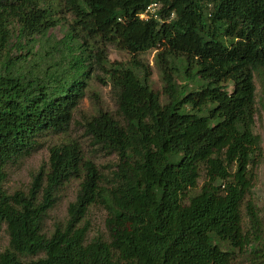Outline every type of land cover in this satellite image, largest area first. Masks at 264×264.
Returning <instances> with one entry per match:
<instances>
[{
    "label": "trees",
    "instance_id": "16d2710c",
    "mask_svg": "<svg viewBox=\"0 0 264 264\" xmlns=\"http://www.w3.org/2000/svg\"><path fill=\"white\" fill-rule=\"evenodd\" d=\"M62 10L72 16L71 35L133 57L124 66L99 55L116 117L99 111L83 121L90 156L117 162L103 174L77 141L54 145L28 192L10 195L7 166L37 152L43 136L66 133L84 97L90 56L74 59L73 72L60 77L26 75L12 61L16 43L44 38ZM159 49L165 91L173 94L163 105L134 61ZM169 58L187 81L197 80L196 91L176 90ZM255 74L264 76V0H0V231L9 237L0 264H233L247 249L264 264L254 245L252 189L263 158ZM202 170L199 193L188 196ZM71 180L81 181L67 220L46 236L47 214ZM93 205L106 211L107 241H86L81 223Z\"/></svg>",
    "mask_w": 264,
    "mask_h": 264
},
{
    "label": "rangeland",
    "instance_id": "374dc122",
    "mask_svg": "<svg viewBox=\"0 0 264 264\" xmlns=\"http://www.w3.org/2000/svg\"><path fill=\"white\" fill-rule=\"evenodd\" d=\"M155 8H151L153 12ZM72 16L62 10L59 16V22L56 27L48 31L44 38H36L35 44H27L24 39L16 43V39L12 40L14 46L11 57L16 68H22V73L42 75L49 70L55 77L66 76L73 72L74 59L80 60L85 56L90 59L83 63L84 66L90 67L88 78L86 80V89L84 97L79 106L74 111L71 124L68 131L63 134L49 133L41 139L42 147L29 157L18 160L15 164L6 168V179L3 183L4 190L12 195L15 192L27 193L32 182V178L42 169L48 168L49 149L54 145H58L68 141H77L85 155L96 165L98 170L105 174L107 169L117 162L116 156L105 157L102 155L90 156V140L83 134V121L98 114L99 111L108 112L116 117V104L113 94L111 93L110 83L105 72L98 68L96 60L102 54L107 61L117 62L121 65H129L133 57L128 52L118 49L115 45H104L100 39L89 41L78 31L71 38ZM71 35V36H70ZM87 49L85 55H81L82 50ZM162 49L149 50L138 54L134 61L139 62L147 69L149 78L148 84L151 90L158 94L160 103L166 104L172 98L173 94L165 91V82L163 80V70L158 60V55ZM168 73L172 76L176 90L182 89L194 92L199 88L197 80L187 81L182 74V67L178 60L169 58L167 62ZM164 65V66H165ZM254 83L256 87V119L254 132L260 135L262 139L263 158L259 164L253 181L252 199L256 206L259 219L260 233L254 245L264 250V76L255 74ZM232 87L229 85L228 90ZM261 99V101H260ZM81 180H71L67 183L57 196V201L53 208L48 212L43 224V232L46 236H50L56 225H64L67 220V208L70 203L75 200ZM205 181V174L202 170L194 189L189 191L188 196H194L199 193ZM185 198L184 204H188L189 197ZM242 216L244 230L249 229L248 219L245 217L244 208L242 206ZM107 218L106 211L99 205L89 207L87 214L81 224L87 226L86 241L91 242L94 239L108 240V233L105 227ZM252 232H250L251 234ZM9 237L2 227L0 231V252L8 247ZM236 259L233 264H257L253 260L249 249L236 252ZM42 257V255L33 259ZM262 261V260H261ZM259 262L258 264H261Z\"/></svg>",
    "mask_w": 264,
    "mask_h": 264
}]
</instances>
